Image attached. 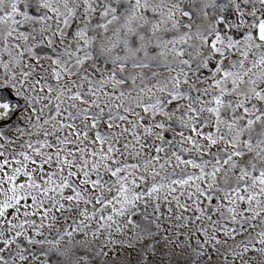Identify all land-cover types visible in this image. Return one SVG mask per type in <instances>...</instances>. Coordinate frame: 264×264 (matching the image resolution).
I'll use <instances>...</instances> for the list:
<instances>
[{
  "label": "snow or ice",
  "instance_id": "obj_1",
  "mask_svg": "<svg viewBox=\"0 0 264 264\" xmlns=\"http://www.w3.org/2000/svg\"><path fill=\"white\" fill-rule=\"evenodd\" d=\"M0 264H264V0H0Z\"/></svg>",
  "mask_w": 264,
  "mask_h": 264
}]
</instances>
